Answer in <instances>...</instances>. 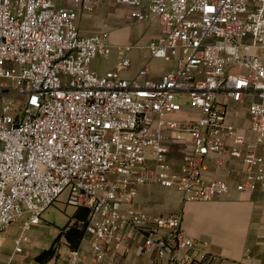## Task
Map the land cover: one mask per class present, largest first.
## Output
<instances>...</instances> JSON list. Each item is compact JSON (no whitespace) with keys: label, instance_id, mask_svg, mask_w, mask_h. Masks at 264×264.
<instances>
[{"label":"built area","instance_id":"obj_1","mask_svg":"<svg viewBox=\"0 0 264 264\" xmlns=\"http://www.w3.org/2000/svg\"><path fill=\"white\" fill-rule=\"evenodd\" d=\"M115 1L162 29L129 79L132 46L117 47L106 74L91 69L113 52L107 32L82 36L77 26L97 0H0V246L19 224L22 253L68 191V203L89 212L91 260L64 246L66 264H97L110 250L136 252L140 264H215L180 213L139 210L136 198L151 184L185 203L264 194V0ZM154 59L175 67L151 79ZM228 159L241 165L233 185L206 179L211 161L220 169Z\"/></svg>","mask_w":264,"mask_h":264},{"label":"crops","instance_id":"obj_2","mask_svg":"<svg viewBox=\"0 0 264 264\" xmlns=\"http://www.w3.org/2000/svg\"><path fill=\"white\" fill-rule=\"evenodd\" d=\"M130 22H132L130 9L118 5L115 0H97V6L93 11L79 13L77 26L82 36L107 32L111 39L110 43L113 46L111 56L96 58L91 63V69L98 75L102 76L115 68L118 62L117 47L121 46L115 45V41L121 40L119 38L122 37V40L126 42L125 46L133 47L128 54L132 65L129 70L123 71L124 78H132L143 63L150 59L146 47L150 41L162 36L161 27L157 23H138L135 36L131 33L130 28L133 26H130ZM143 24H146L144 30ZM146 32L153 34L149 40L142 38L143 33L146 34ZM137 47H144V49L138 50ZM140 53L143 55L141 56ZM174 67V62L167 63L154 59L151 61L148 77L158 80ZM1 110L0 99V113ZM182 116L183 114L178 115L179 118ZM234 123L246 125V122L241 120H234ZM259 153L264 156V146L259 148ZM240 168V163L232 159H228V168L220 169H217L214 161H211L206 179L231 181V177L234 176L233 170ZM231 183L234 184L233 181ZM135 208L164 216L180 213L183 230L196 241L198 246L207 248L216 256L215 264H264V194L261 191H234L230 197L208 202L185 203L173 189L157 184L141 185L138 188ZM47 229L43 223L34 227L30 231L31 235L29 233L28 242L24 244L23 252L17 254L13 240L19 234V224L12 225L6 233V242L0 246V264H37L35 258L52 245L61 228L54 227L52 236L45 244L33 241L34 233ZM64 246L66 245L59 248L58 256L47 264H66V255L62 250ZM80 248L87 255L88 260H91L90 243L82 241ZM128 260L137 264L142 262L136 252L124 259L110 250L108 256L97 264H126Z\"/></svg>","mask_w":264,"mask_h":264},{"label":"rangeland","instance_id":"obj_3","mask_svg":"<svg viewBox=\"0 0 264 264\" xmlns=\"http://www.w3.org/2000/svg\"><path fill=\"white\" fill-rule=\"evenodd\" d=\"M130 20V26H133L130 28L132 35L136 36V32L138 31L136 28V25H139L138 23L134 22L131 18ZM135 25V26H134ZM144 27H146V24H143L142 28L144 30ZM137 30V31H135ZM143 32V31H142ZM153 34L150 35L149 32H146V34L143 33V39L149 40ZM123 38V37H122ZM122 38H119L121 40H116L115 45H121L125 46L126 42L122 40ZM111 42V39H110ZM132 43V42H131ZM141 56L143 53H140ZM145 59V58H143ZM77 207L70 205L68 203V191H65L59 199L43 214L42 216V223L47 226V230L45 231H37L33 234V241H40L42 244H45L48 242V238L52 236V232L54 231V227L56 228H63L65 227L69 221L71 220L74 212L76 211ZM31 235V232H30ZM64 243L60 242L59 246H63ZM27 246V245H26ZM27 248V247H26Z\"/></svg>","mask_w":264,"mask_h":264},{"label":"trees","instance_id":"obj_4","mask_svg":"<svg viewBox=\"0 0 264 264\" xmlns=\"http://www.w3.org/2000/svg\"><path fill=\"white\" fill-rule=\"evenodd\" d=\"M88 214L89 212L86 208L78 207L69 223L60 229V233L52 245L35 258L37 264H47L50 260L57 257L60 242H63L64 245L71 249H78L84 238Z\"/></svg>","mask_w":264,"mask_h":264}]
</instances>
